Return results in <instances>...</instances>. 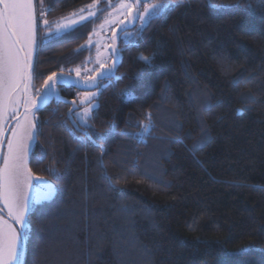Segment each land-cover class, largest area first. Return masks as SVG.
Masks as SVG:
<instances>
[{
	"label": "trees",
	"instance_id": "16d2710c",
	"mask_svg": "<svg viewBox=\"0 0 264 264\" xmlns=\"http://www.w3.org/2000/svg\"><path fill=\"white\" fill-rule=\"evenodd\" d=\"M35 1L58 20L93 0ZM164 3L120 41L86 125L74 85L36 111L28 166L55 193L28 214L22 264H264V0ZM90 31L38 27L34 83L78 66Z\"/></svg>",
	"mask_w": 264,
	"mask_h": 264
},
{
	"label": "snow or ice",
	"instance_id": "6c2138e0",
	"mask_svg": "<svg viewBox=\"0 0 264 264\" xmlns=\"http://www.w3.org/2000/svg\"><path fill=\"white\" fill-rule=\"evenodd\" d=\"M144 0H120L118 4L110 5L119 10V16L114 23L117 26L126 21L139 20L141 28L152 20L162 17L174 5L170 3H147L143 11H139ZM213 8H236L239 5H211ZM44 13L41 12V16ZM89 16H94V12H89ZM120 17H123L121 19ZM87 19L80 17V21ZM79 21L73 20L69 24L60 25L56 31H62ZM49 22L45 19L44 24ZM36 17L33 0H0V122L9 112L16 114L23 98V121L28 122V139L33 138L35 124L30 120V115L34 110H39L40 104L46 102L49 91L55 89L58 80L53 73L44 81L43 90L38 91V97L30 95L31 82L34 77L33 65V45L35 43ZM127 35H132L131 33ZM113 36V42L116 40ZM127 38V37H126ZM117 50L111 49L110 57L115 56ZM139 59L147 66H152V58L140 56ZM98 69L91 71L97 72V75H87L83 77V82L89 87L97 88V92H86L79 101L82 106V114H71L79 116L85 124L88 122L92 109L95 105L92 101L98 94L101 87L100 78L108 74L107 78L115 75L116 61L105 67L107 61L100 59V53L97 54ZM77 76H80V69H77ZM105 87L107 85H104ZM77 103V101H73ZM142 130L148 132L149 126L142 125ZM24 123L17 122L15 130L12 132V138L7 142V154L3 157V167L0 168V200H3L7 208V215L11 220L9 223L0 216V264H22L23 245L21 232L14 225H19L23 229L27 223L26 215L28 212V196L26 189L31 179V171L27 167L26 146L22 129ZM108 133L98 134L100 139H104ZM2 135V130H0ZM199 142L193 145V150H197ZM0 211H3L0 209Z\"/></svg>",
	"mask_w": 264,
	"mask_h": 264
},
{
	"label": "rangeland",
	"instance_id": "374dc122",
	"mask_svg": "<svg viewBox=\"0 0 264 264\" xmlns=\"http://www.w3.org/2000/svg\"><path fill=\"white\" fill-rule=\"evenodd\" d=\"M119 2L120 0H93L91 3H89L86 6H83L77 11L66 14L65 16L59 18L58 20H51V19H48L47 17L48 9L42 6L41 3L39 4V7H38L36 4V1L33 0L35 17H36L35 43L33 45V65L35 61V53H36V47H37L38 27L41 28V32H42L41 37L48 39L53 36H59L65 32L73 30L77 26H80L86 22H89L91 25V31L87 39L80 46V48H85L87 50V55L85 59L78 66L72 68L69 71L55 72L58 80L55 84V89L49 91V96L46 102H48L52 98L53 99L61 98V94L59 90V87L61 84L62 85H74L82 89L84 88L85 90H82L77 94L76 98L74 99V101H77V103L75 104L73 103L72 108H71L72 110H74V113L82 114V106L79 105L80 99L83 97V95L86 92H97V88L89 87L85 85L82 79L83 77L87 75H93V76L97 75V72L91 71L93 69L99 68V65L97 63V54L100 53L101 60L107 61L105 67L110 66L113 63V60L116 61V66H117V63L120 60V48H119L120 41L131 40L142 29L141 22L139 20H133L131 22L126 21L124 24H121L119 26H117V24L113 22L119 16V10L110 5L118 4ZM164 2L165 0H144V4L141 5L139 11L142 12L144 5H146L147 3H164ZM41 12L44 13L43 16H41ZM89 12H94L95 15L89 16L88 15ZM81 16H85L87 17V19L80 21ZM120 18L123 19V17H120ZM45 19L49 22L47 25L44 24ZM73 20H76L79 22L62 31H59V32L56 31L58 26L69 24ZM129 33H131L132 35H127ZM113 36L117 37L115 42H113ZM112 48H115L117 52L115 56L109 58ZM77 69H80L79 77L77 76ZM107 76L108 74L105 73V76L100 78L101 87L99 88L98 93L104 85V78ZM48 77L46 79H48ZM43 84L44 82L41 85H36L34 83V80H32L30 95H32L34 98L38 97L37 90L42 91ZM97 96L92 101V103L95 105V107L92 109V112L97 106ZM46 102H42L40 106L45 104ZM24 111L25 109L23 107V98H22V102L18 108V112L16 114H13L11 112L7 113L3 121L0 122V130H2V135H0V145H1L2 140L5 137L4 146H3V150H2L1 158H0V168L3 167V157L7 154V142L9 139L12 138V132L13 130H15L17 122L21 121L24 123L22 134L24 135V143L26 146V155H27V167L29 169V166H28L29 157H30V153L33 148L35 137H36V121H37L36 111L37 110H34L33 113L30 115V120H32V122L35 124L33 138L30 140L28 139V136H27L28 127H29L28 122L23 121ZM69 116L71 120L73 121L74 125L77 127H81V125H86L88 123L87 122L85 124L82 120H80L79 116L76 114H71L69 112ZM26 192L28 196V212L26 215L27 223L25 224L23 229H20L19 225H14V227H16L17 230L21 232V240H22L23 231H26L28 229L29 212L34 208L36 204L46 199L51 198L55 193V186H54V183L50 179L42 177V176H34L33 174H31V179L28 182V187L26 189ZM0 209L3 210V211H0V216H2L4 220H7L9 223H11V220L7 215V208L3 200H0Z\"/></svg>",
	"mask_w": 264,
	"mask_h": 264
},
{
	"label": "water",
	"instance_id": "95a60500",
	"mask_svg": "<svg viewBox=\"0 0 264 264\" xmlns=\"http://www.w3.org/2000/svg\"><path fill=\"white\" fill-rule=\"evenodd\" d=\"M108 77V76H107ZM77 87V86H76ZM79 88V87H78ZM80 89H82V88H80ZM89 89V88H88ZM83 90H85L84 88H83ZM4 140H5V137H4V139L2 140V142H1V145H0V158H1V153H2V150H3V146H4ZM23 241V240H22ZM22 245H23V255H24V244L22 243ZM22 258H23V256H22Z\"/></svg>",
	"mask_w": 264,
	"mask_h": 264
},
{
	"label": "flooded vegetation",
	"instance_id": "af4514ba",
	"mask_svg": "<svg viewBox=\"0 0 264 264\" xmlns=\"http://www.w3.org/2000/svg\"><path fill=\"white\" fill-rule=\"evenodd\" d=\"M22 240H23V235H22Z\"/></svg>",
	"mask_w": 264,
	"mask_h": 264
}]
</instances>
